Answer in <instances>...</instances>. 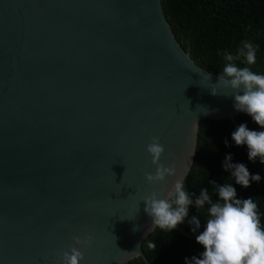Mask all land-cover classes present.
Segmentation results:
<instances>
[{
	"label": "water",
	"instance_id": "water-1",
	"mask_svg": "<svg viewBox=\"0 0 264 264\" xmlns=\"http://www.w3.org/2000/svg\"><path fill=\"white\" fill-rule=\"evenodd\" d=\"M207 74L160 0H0V264H62L76 236L80 264H148L143 198L187 185L201 127L247 115ZM152 137L176 168L156 184Z\"/></svg>",
	"mask_w": 264,
	"mask_h": 264
},
{
	"label": "clouds",
	"instance_id": "clouds-1",
	"mask_svg": "<svg viewBox=\"0 0 264 264\" xmlns=\"http://www.w3.org/2000/svg\"><path fill=\"white\" fill-rule=\"evenodd\" d=\"M258 45L243 41L238 51L233 54L228 51L221 53L225 66L219 73L216 83H212L211 94H219L217 85L230 88L234 98V108L251 117L253 122L264 129V74L252 70L256 64ZM241 62L245 66H237ZM205 79L211 81L210 73ZM232 139L237 146L246 145L248 159L259 158L264 164V130H250L241 123L232 133ZM227 146V140L225 141ZM165 151L159 137H152L147 146V152L156 165L155 173H145L149 184L166 182V177L175 176V166L165 167L160 158ZM193 154V153H192ZM232 155L228 154L223 162L225 171L231 172L236 184L244 188L250 187V182H259V174H251L243 163H232ZM189 170L180 178L174 180L166 192L153 191L143 198L144 211L152 218V228L174 230L184 223L189 215V207L194 205L199 211L208 205V218L204 230L196 236V242L203 246L200 258H186L185 264H264V227L260 223L258 204L254 198L237 199V191L232 183H224L217 188L219 200L213 201L208 188H203L199 196L186 190L185 179ZM216 184L215 181H211ZM193 232L201 227L197 216L188 220ZM151 228V229H152ZM138 230L137 228L133 229ZM74 245L62 254V264H80L84 253L77 246L86 247L91 244V236L81 239L73 237ZM155 247V245H149Z\"/></svg>",
	"mask_w": 264,
	"mask_h": 264
},
{
	"label": "trees",
	"instance_id": "trees-1",
	"mask_svg": "<svg viewBox=\"0 0 264 264\" xmlns=\"http://www.w3.org/2000/svg\"><path fill=\"white\" fill-rule=\"evenodd\" d=\"M160 5L175 40L197 67L219 77L225 66L221 53L228 51L235 54L243 41H249L259 46L256 64L250 67L264 74V0H160ZM237 66L245 65L237 62ZM241 123L250 130H264L248 115L237 118L234 126L238 128ZM234 131L224 123H210L201 127L186 190L199 196L203 188H208L215 202L219 200L218 186L232 183L237 191V199L254 198L258 204L261 226L264 227V164L260 163L259 158L255 161L248 159L247 146H237L233 141ZM228 154L232 155V163H243L251 174H259L260 181H251L248 188L236 184L231 172L223 167ZM208 207L205 205L197 211L194 205L190 206L188 217L177 228L186 235L196 237L204 230ZM193 216L201 221L197 232H193L188 224ZM203 251V246L196 239L159 228L147 240L143 256L148 264H185L186 258H200Z\"/></svg>",
	"mask_w": 264,
	"mask_h": 264
}]
</instances>
